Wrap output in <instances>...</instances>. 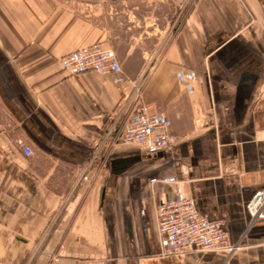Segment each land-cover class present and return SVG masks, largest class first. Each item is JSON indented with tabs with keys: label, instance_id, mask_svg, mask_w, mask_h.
<instances>
[{
	"label": "crops",
	"instance_id": "crops-1",
	"mask_svg": "<svg viewBox=\"0 0 264 264\" xmlns=\"http://www.w3.org/2000/svg\"><path fill=\"white\" fill-rule=\"evenodd\" d=\"M104 1L0 0V263L264 264V219L246 210L264 190V0H195L146 74L178 137L151 153L116 140L129 82L58 61L109 44ZM142 57L120 61L128 80ZM177 188L240 248L161 254L156 209Z\"/></svg>",
	"mask_w": 264,
	"mask_h": 264
},
{
	"label": "built area",
	"instance_id": "built-area-1",
	"mask_svg": "<svg viewBox=\"0 0 264 264\" xmlns=\"http://www.w3.org/2000/svg\"><path fill=\"white\" fill-rule=\"evenodd\" d=\"M59 63L71 75L84 71L101 74H120L119 84L129 82V89L122 88L123 114L118 123L117 141L132 144L143 153H151L174 145L178 137L170 131V121L157 107L147 104L143 98L146 74L137 80H128L123 74L122 64L113 48L102 43H94L73 50L59 58ZM22 153L31 156L33 149L23 141H18ZM86 178V176H84ZM174 182V178L167 179ZM251 220L264 219V190L256 191L246 203ZM157 229L162 247L161 254H176L223 250L231 253L240 248L231 242L225 225L200 212L180 189L161 200L156 209ZM54 260L56 255L48 253ZM1 264V263H0Z\"/></svg>",
	"mask_w": 264,
	"mask_h": 264
},
{
	"label": "rangeland",
	"instance_id": "rangeland-1",
	"mask_svg": "<svg viewBox=\"0 0 264 264\" xmlns=\"http://www.w3.org/2000/svg\"><path fill=\"white\" fill-rule=\"evenodd\" d=\"M194 2L186 0L185 3L168 4L164 0H108L93 8V11L112 25V37L107 46L113 48L119 58L129 60L127 65L130 67L131 63L139 62L143 56L141 60L151 64L147 65V74L159 52L182 26ZM128 49L131 54L127 53ZM0 113L2 119L4 115L2 111Z\"/></svg>",
	"mask_w": 264,
	"mask_h": 264
}]
</instances>
